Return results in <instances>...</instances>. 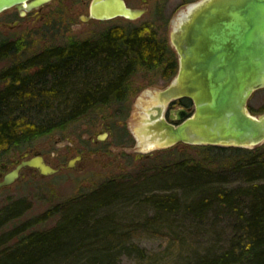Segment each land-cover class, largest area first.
<instances>
[{"label": "trees", "instance_id": "trees-1", "mask_svg": "<svg viewBox=\"0 0 264 264\" xmlns=\"http://www.w3.org/2000/svg\"><path fill=\"white\" fill-rule=\"evenodd\" d=\"M24 49L0 44V60L12 59L0 73V160L105 107L120 111L136 73L170 80L178 69L177 53L151 22L110 26L28 56ZM180 103L193 104L185 96ZM176 145L200 158L180 154L156 164L164 154L148 155L149 167L137 175L108 178L3 230L27 206L8 203L0 209V264H121L116 255L129 250L122 244L139 225L166 229L174 244L163 249L174 250L170 257L163 249L150 257L145 248L130 250L138 264H264V142Z\"/></svg>", "mask_w": 264, "mask_h": 264}, {"label": "water", "instance_id": "water-1", "mask_svg": "<svg viewBox=\"0 0 264 264\" xmlns=\"http://www.w3.org/2000/svg\"><path fill=\"white\" fill-rule=\"evenodd\" d=\"M48 1L0 0V11ZM88 11L82 19H135L146 7L132 8L125 0H91ZM170 23L169 43L177 53L178 69L146 108L142 143H153L149 149L179 142L245 148L263 143L264 113L252 115L247 102L253 91L264 87V0H195L180 8ZM184 96L192 107L172 108L168 118L176 123L164 118L167 102ZM81 158L76 154L54 166L40 152H24L0 177V190L18 180L22 170L44 177L77 162L81 168Z\"/></svg>", "mask_w": 264, "mask_h": 264}, {"label": "rangeland", "instance_id": "rangeland-1", "mask_svg": "<svg viewBox=\"0 0 264 264\" xmlns=\"http://www.w3.org/2000/svg\"><path fill=\"white\" fill-rule=\"evenodd\" d=\"M90 1L51 0L42 9L43 19L39 22L37 30L26 43L19 42L18 48H25L22 53L28 56L31 52L46 46L62 44L73 39L97 37L110 26L119 27L124 24L135 25L145 22H151L169 41L171 19L180 8L184 7V5L178 7L181 0H147L146 11L133 20L120 17L107 20L82 19L81 17L88 14ZM126 1L132 8H140L142 5V0ZM159 8L161 16L156 12ZM166 19H168L167 22H165ZM16 31L19 30L6 29L3 34ZM10 60L12 59L0 60V73L8 67ZM170 81L171 79L165 80L153 75L151 71H140L131 77L130 94L120 111L105 107L93 115L77 119L68 126L35 140L32 148L29 147L26 150L29 155L40 152L52 165L57 166L65 164L69 158L80 154L82 155L79 161L81 168L77 167V162L74 168L61 169L57 173L44 177L37 173L31 175V172L26 169L22 170L18 180L0 190V209L19 199L27 205L26 209L21 216L7 222L2 229L9 230L28 221L64 199L98 185L108 178L137 175L141 169L149 167V161L145 160V157L141 159V155L148 154L154 158L164 154L160 158H155L156 164L162 160L173 159L180 154L200 158L199 153L190 147L184 149L182 145L167 148L155 147L146 151H143L142 146L139 145L137 131L142 127L140 119L144 116L146 108H151L154 104L153 95L163 90ZM263 105L264 87L252 92L248 98L247 108L252 115L257 116L262 114ZM123 130H128L130 136L124 135ZM18 158L17 154L6 153L0 160V173L4 174L10 170ZM2 165H4L3 168ZM56 217L49 218L45 225H53ZM173 241L174 239L167 235L166 229L147 230L143 225H139L126 236V241L122 244L129 250L118 252L116 257L121 264H138L140 256L130 250L140 251L141 248L146 249L144 254L146 257H150L151 252L162 254L163 250L170 257L174 248L165 250L163 247L170 242L174 244ZM208 241L209 239L206 242Z\"/></svg>", "mask_w": 264, "mask_h": 264}, {"label": "flooded vegetation", "instance_id": "flooded-vegetation-1", "mask_svg": "<svg viewBox=\"0 0 264 264\" xmlns=\"http://www.w3.org/2000/svg\"><path fill=\"white\" fill-rule=\"evenodd\" d=\"M49 2H51V0L44 3V4H41L39 6L31 7L29 9L19 8V7L13 6V7L6 8V9L0 11V44L6 43V42H18L19 43L22 41H25V43H26V41L32 37V34L39 27L38 26L39 22H41L43 19L42 9ZM125 2L128 6H130L126 0H125ZM145 4H147V0H142L141 7ZM87 16H89V11H88V14L86 15V17ZM116 17H120V16H116ZM116 17H114V18H116ZM120 18L126 19L124 17H120ZM91 19H95V18H87L85 20H91ZM104 20H107V19H104ZM130 20H133V19H130ZM6 29L11 30V31L17 29L19 31H16L15 33L3 34V32H5ZM181 98L182 97L172 99V100L168 101L166 104L163 116H164V118H166L168 121H170L172 123H176V121L169 120V118H168L169 117V111L172 108H176V107H179V105H181V103H180ZM187 108H189V107H187ZM152 112L154 114H156L154 112V110ZM143 125H142L141 129L139 131H137V133H138L137 135L139 138L138 139L139 145H141L142 146L141 149H143V151H145V150L153 147V143H150V142L142 143V139L140 136H142L141 130L144 127ZM147 156H148V154L141 155V159H143L144 157L146 158ZM3 167H4V165H2V168ZM2 175L3 174L0 173V177Z\"/></svg>", "mask_w": 264, "mask_h": 264}, {"label": "bare ground", "instance_id": "bare-ground-1", "mask_svg": "<svg viewBox=\"0 0 264 264\" xmlns=\"http://www.w3.org/2000/svg\"><path fill=\"white\" fill-rule=\"evenodd\" d=\"M145 113H146V111H145ZM145 113H144V115H146ZM140 121L143 122L142 117H141ZM143 124H144V123H142V125H143ZM149 147H150V146H149ZM142 150H143V149H142Z\"/></svg>", "mask_w": 264, "mask_h": 264}]
</instances>
